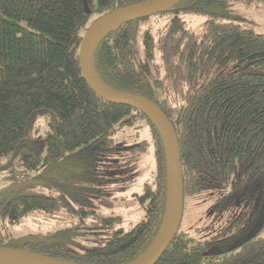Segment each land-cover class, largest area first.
Instances as JSON below:
<instances>
[{
    "label": "trees",
    "instance_id": "1",
    "mask_svg": "<svg viewBox=\"0 0 264 264\" xmlns=\"http://www.w3.org/2000/svg\"><path fill=\"white\" fill-rule=\"evenodd\" d=\"M148 1L86 0L89 14L85 0H0V160L17 157L38 172L74 156L95 158L117 151L110 145L120 130L145 121L157 163L154 180L139 196L145 218L131 230H118L105 245L83 253L51 243L22 250L75 264H130L155 241L168 198L160 131L143 113L100 98L83 78L79 58L84 37L99 19ZM238 1L264 3L180 0L156 15L166 21L156 34L152 24L145 26L154 16L134 21L110 32L94 52L96 73L107 87L147 99L171 121L181 156L184 214L186 199L205 192L226 191L214 206L217 213L239 199L248 201L244 212L203 242H194L181 225L157 264H264V224L258 228L264 213V34L214 8ZM183 14L205 17L201 38ZM151 67L164 77L149 82ZM166 86L174 91V106L163 96ZM44 112L55 119L42 144L46 151L32 142L19 148L31 119ZM143 144L135 148L144 152ZM63 207L70 209L64 197L21 195L1 206L0 218L19 225L35 212L54 214Z\"/></svg>",
    "mask_w": 264,
    "mask_h": 264
},
{
    "label": "rangeland",
    "instance_id": "2",
    "mask_svg": "<svg viewBox=\"0 0 264 264\" xmlns=\"http://www.w3.org/2000/svg\"><path fill=\"white\" fill-rule=\"evenodd\" d=\"M214 8L264 34V3L221 2ZM181 18L188 29L200 38L203 36L204 16L183 14ZM163 19L158 20L154 16L145 26L152 24L156 34L166 24ZM163 77V73L155 74L153 68L147 74L151 83ZM165 88L163 96L168 97L174 106V91L167 86ZM157 96L163 98L161 94ZM54 122L49 112L33 117L24 142L39 144L45 152L42 144ZM143 142L144 152L135 148ZM110 146L117 151L100 153L89 159L81 155L62 159L38 172L27 169L17 157L0 160V208L21 195L64 197L70 204V209L63 207L54 214L35 212L19 225H10L0 218V244L11 242L13 245L30 238H49L57 248L83 253L105 245L114 232H127L142 221L146 212L139 196L157 173L151 127L145 121L126 127L114 136ZM9 175L12 178L7 179ZM21 177H28L27 181L16 184ZM33 181L36 183L26 185ZM225 194L226 191L222 190L210 191L186 199L182 230L189 233L194 242H203L219 234L233 217L247 209L248 201L239 199L226 212L214 211L215 204Z\"/></svg>",
    "mask_w": 264,
    "mask_h": 264
},
{
    "label": "water",
    "instance_id": "3",
    "mask_svg": "<svg viewBox=\"0 0 264 264\" xmlns=\"http://www.w3.org/2000/svg\"><path fill=\"white\" fill-rule=\"evenodd\" d=\"M180 0H151L139 5L116 10L99 19L87 32L80 48V67L83 78L103 100L131 107L148 117L160 131L165 146L168 172V198L162 227L152 245L130 264H157L177 236L184 214V180L179 142L176 131L168 117L145 98L118 93L107 87L98 77L94 67V52L98 44L114 29L164 13ZM87 12L90 14L85 0ZM30 146L23 142L19 148ZM36 182H28L26 185ZM264 224V213L260 228ZM50 243L47 238H30L15 242L13 247H0V264H75L22 250L31 244Z\"/></svg>",
    "mask_w": 264,
    "mask_h": 264
},
{
    "label": "flooded vegetation",
    "instance_id": "4",
    "mask_svg": "<svg viewBox=\"0 0 264 264\" xmlns=\"http://www.w3.org/2000/svg\"><path fill=\"white\" fill-rule=\"evenodd\" d=\"M13 247V245L12 246H10V248H12Z\"/></svg>",
    "mask_w": 264,
    "mask_h": 264
}]
</instances>
